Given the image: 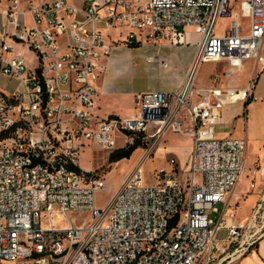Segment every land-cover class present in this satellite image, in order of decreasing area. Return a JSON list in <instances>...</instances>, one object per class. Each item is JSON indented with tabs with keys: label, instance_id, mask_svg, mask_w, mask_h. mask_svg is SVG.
<instances>
[{
	"label": "built area",
	"instance_id": "1",
	"mask_svg": "<svg viewBox=\"0 0 264 264\" xmlns=\"http://www.w3.org/2000/svg\"><path fill=\"white\" fill-rule=\"evenodd\" d=\"M3 1L0 75L18 88L0 91V264H229L249 252L263 236L224 248L242 229L228 223L227 198L245 170V144L216 136L224 105L249 88L195 87L193 77L208 62L264 71V0ZM120 27L129 45L184 44L190 29L197 50L177 89L137 95L132 117H99L101 63L119 41L106 31ZM145 61L167 68L157 55ZM169 132L191 138L187 162L169 158L144 183L141 164ZM137 140L150 144L97 207L105 182L79 168L80 152L108 157Z\"/></svg>",
	"mask_w": 264,
	"mask_h": 264
},
{
	"label": "rangeland",
	"instance_id": "2",
	"mask_svg": "<svg viewBox=\"0 0 264 264\" xmlns=\"http://www.w3.org/2000/svg\"><path fill=\"white\" fill-rule=\"evenodd\" d=\"M186 31L190 35L189 41L191 43L187 46L184 45L185 47L182 49L172 50L174 55L171 58V61H169L170 65L180 64L183 55L187 52H192L194 49L193 44L197 41L198 36L190 29ZM118 32L120 33V37H118ZM125 32V27H120L119 30L111 29L106 31L107 42L113 41L117 38L119 41L116 44V47H124V49L115 48L111 51L107 58L111 57L113 61L109 70V76L114 90L118 92L117 103L119 106H127L128 108H131L132 104H130V95L145 88L152 89L156 87L159 69L156 64H146L144 62L143 54L149 51L151 46L143 42L142 44H136L135 47H132L122 41ZM163 51L165 56L166 53L171 50L163 49ZM262 53H264V43ZM133 64L135 65L133 66ZM250 66L251 62H248L244 70L249 72ZM228 70L229 67L225 62L201 63L196 70L194 86L201 88L209 87L213 81L216 83L221 81L223 79L222 76H226ZM245 74L246 73L234 72V74L230 76V80H233L235 83L240 82ZM257 74L258 73H253L252 75L251 79L253 83L256 80ZM17 85L18 83L16 81L0 75V91L10 94L18 88ZM111 102L116 101L112 100ZM118 115H124V113H118ZM226 132V129H218L216 131V136L219 138L226 137ZM185 139L186 137L176 136L169 132L160 139L157 144V148H165L166 150L172 147H182L185 146V142L187 143ZM137 141L145 142L146 146L139 148L141 150L135 152L130 159L119 161L116 166H114V163H108V157L103 151L86 147L80 152L78 157L79 168L84 171L94 173L97 176H101L105 182L104 188L95 194V203L97 207L101 208L111 200L113 194L119 188L123 179L132 170H130L129 167L141 159L143 152L150 144V140ZM165 150L161 152L159 150L153 152L149 159L142 162L141 172L144 183L152 184L154 182L153 173L159 169L158 167L160 166V162H164L165 160L167 161L170 157H172L173 152L171 150ZM261 169L264 168L259 164L255 162L251 163V155L248 150L245 161V175L240 180L239 186L235 192L236 194H240V198L237 202H235L233 195L230 202L229 200L227 201L230 208L232 207L235 212L233 219L235 221H233L232 224L241 225L242 229L236 239L231 242L229 240V242L225 243V252H231V250H233V248H235L238 244L245 247L247 242L246 239L251 237L254 233H256V237H264V174L261 175ZM257 197H260V200H257ZM240 206L241 208L239 209L238 207ZM216 207L220 211L223 208V204L219 203ZM228 213L229 212L227 211L225 215L227 216ZM248 216V219L240 220L241 218ZM70 217L74 218L75 216L71 215ZM210 217L213 220H216L218 213H211ZM66 223L67 221L63 222V224ZM226 234L227 231L223 230L219 233V236L220 238H225ZM223 264L227 263L223 262Z\"/></svg>",
	"mask_w": 264,
	"mask_h": 264
},
{
	"label": "crops",
	"instance_id": "3",
	"mask_svg": "<svg viewBox=\"0 0 264 264\" xmlns=\"http://www.w3.org/2000/svg\"><path fill=\"white\" fill-rule=\"evenodd\" d=\"M32 3H41L43 1H50V0H28ZM73 3H78L79 0H68ZM5 7V3L3 0H0V29L3 24L4 16L3 10ZM187 32V31H186ZM189 33L186 34V41L184 44L179 45H171L169 42L161 41L157 45H150L151 49L145 52L143 55L144 62L149 64L145 61V57L149 54L157 55L160 61H164L167 64V68H163L161 63H153L158 65V75H157V86L152 89H142L138 92H135L130 95V104H132L131 108L127 106H119L118 102V92H116L111 84V79L109 76V70L113 64V61L110 58H106L102 61L101 67V75L96 84V98H95V113L99 117H107V116H120V117H132L134 116V99L137 95L147 93V92H154V91H162L168 92L177 89L180 85L183 84L185 81L194 61V57L196 54V43L193 44V51L187 52L181 58V63L177 65H170L169 61L173 57L174 53L172 50L175 49H182L185 46L189 45L191 42L189 41ZM185 45V46H184ZM124 49L123 46H117L116 49ZM163 49H169L170 52H167L164 56ZM19 51L25 56L26 61H30L31 54L24 49H19ZM248 63V62H247ZM245 63L240 69H231L227 71L226 76H222V80L219 82L213 81L210 86L220 87L222 89H231L237 90L243 94V91L249 88L248 93H246L245 97H240L239 101L232 103V104H225L222 111H221V125L218 129H226V137L240 139L245 144V161L247 157V151L249 150V154L251 155V163L255 162L259 164L261 167L264 168V71L260 72L256 76V80L252 82V63L249 67V72H246ZM135 64H133L134 66ZM228 66V65H227ZM229 67V66H228ZM234 72H241L246 73L243 79L240 82H234L230 80V76L234 74ZM193 78V83H194ZM225 81V82H224ZM205 88V87H204ZM249 99V102L244 105V102ZM116 102H111V101ZM118 113H124V115H118ZM217 129V130H218ZM181 137H186L185 146L182 147H172L166 150L172 151V157L176 159L178 162V168H183L185 162L191 152L192 141L191 138L188 136L176 135ZM219 138V137H218ZM224 138V137H223ZM184 141V140H183ZM182 141V142H183ZM141 149H136L132 155ZM159 150L164 151L165 148H154L153 152ZM165 150V151H166ZM142 157V156H141ZM170 157V158H172ZM180 161H179V160ZM125 160V159H123ZM122 161V160H120ZM136 163V162H135ZM135 163L129 167L131 170ZM182 163V164H181ZM118 162L114 166H116ZM160 166L158 168L164 167L166 165V160L163 162L161 161ZM238 183V182H237ZM237 185V184H236ZM239 186V185H238ZM237 186V187H238ZM237 187H234L232 193L228 196L227 201L231 200L232 196L234 197V201H238L240 198V194H236ZM264 197V195H263ZM246 199V198H244ZM242 199V200H244ZM257 200H260V197H257ZM224 207V204H223ZM239 209L241 208L238 207ZM223 209V208H222ZM251 212V211H250ZM248 217L241 218L248 219ZM232 221H228L229 224H232ZM252 222V221H251ZM229 264H264V237L257 239L250 248V251L245 253L244 255L234 259Z\"/></svg>",
	"mask_w": 264,
	"mask_h": 264
},
{
	"label": "trees",
	"instance_id": "4",
	"mask_svg": "<svg viewBox=\"0 0 264 264\" xmlns=\"http://www.w3.org/2000/svg\"><path fill=\"white\" fill-rule=\"evenodd\" d=\"M132 47H135V45H131ZM249 102V99H247L244 102V105H246ZM146 146L145 142H138L135 141L132 145H130L128 148L126 149H121V150H116L113 153H111L108 156V163H117L120 160L123 159H129V157L131 156V154L138 148H143ZM94 177H97V175H94Z\"/></svg>",
	"mask_w": 264,
	"mask_h": 264
},
{
	"label": "bare ground",
	"instance_id": "5",
	"mask_svg": "<svg viewBox=\"0 0 264 264\" xmlns=\"http://www.w3.org/2000/svg\"><path fill=\"white\" fill-rule=\"evenodd\" d=\"M196 70H197V68L195 69V71H194V77H195V74H196ZM193 77V78H194ZM245 175V170L242 172V174H241V176H240V178L238 179V183H236L237 185H235V187H237L238 185H239V182H240V180L242 179V177Z\"/></svg>",
	"mask_w": 264,
	"mask_h": 264
}]
</instances>
